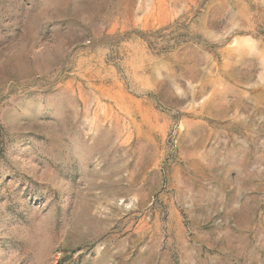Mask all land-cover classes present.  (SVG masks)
<instances>
[{
	"label": "rangeland",
	"instance_id": "374dc122",
	"mask_svg": "<svg viewBox=\"0 0 264 264\" xmlns=\"http://www.w3.org/2000/svg\"><path fill=\"white\" fill-rule=\"evenodd\" d=\"M0 264H264V0H0Z\"/></svg>",
	"mask_w": 264,
	"mask_h": 264
}]
</instances>
